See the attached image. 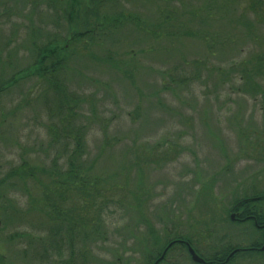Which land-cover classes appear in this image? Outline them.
I'll use <instances>...</instances> for the list:
<instances>
[{
    "label": "rangeland",
    "instance_id": "rangeland-1",
    "mask_svg": "<svg viewBox=\"0 0 264 264\" xmlns=\"http://www.w3.org/2000/svg\"><path fill=\"white\" fill-rule=\"evenodd\" d=\"M76 3L0 0V88L16 75L0 94V264H148L177 235L207 260L255 242L230 212L264 182V0ZM94 8L121 24L71 40ZM48 45L65 95L25 75ZM82 129L100 187L84 207L54 193ZM168 259L195 264L183 247Z\"/></svg>",
    "mask_w": 264,
    "mask_h": 264
},
{
    "label": "trees",
    "instance_id": "trees-1",
    "mask_svg": "<svg viewBox=\"0 0 264 264\" xmlns=\"http://www.w3.org/2000/svg\"><path fill=\"white\" fill-rule=\"evenodd\" d=\"M98 1V5H101L100 3H102V0H96ZM74 7L78 8V4L76 3V0H74ZM93 4H97L96 2ZM81 4L79 7V10H81ZM78 10V11H79ZM74 11V10H73ZM89 13H92L93 15H95L96 21L93 24V27L90 28L89 30H87L85 33H74L72 36L71 40H76L79 41L83 38V36L90 34H93L94 31H97L99 28H103L106 23L109 25H119L121 24V21L119 19H112V20H107V18H101L100 14L98 13V11L94 8V9H89ZM73 14V12L71 13V15ZM74 15H76V12L74 11ZM77 17V16H76ZM71 19V18H69ZM131 19V18H130ZM70 21V25L73 27L76 21L74 22V20H69ZM106 22V23H104ZM84 23V27L87 28L89 25H91V23L87 20V22H83ZM104 23V24H103ZM53 44H58V41H55ZM59 51L60 48H58V46H56L53 49H50L49 45L45 46L42 50H40L38 56H37V60L35 62V64L29 69L28 72H25V75L28 76L31 74L33 75H37L39 78H46L48 76V79H46V81L48 83L54 84V88H56V90H59L58 93L60 95H65V93L62 91L63 87L59 84L58 80H53L52 77V73L53 71L57 72L58 70L61 69L62 65H63V58L59 57ZM58 56V57H56ZM47 62H50V66H47ZM48 68V69H46ZM51 72V73H48ZM23 71L18 73L17 75H22ZM24 74V73H23ZM16 81V75L13 76L10 81L6 82L5 87H1L0 88V94L3 93L6 90V86L12 84L11 82ZM64 90V89H63ZM74 149L72 150V161L69 162V170H67L66 173L64 174H58L59 175V181L56 182V184L58 183V189H55L54 193L56 194L55 196H58L59 198L64 197V196H69L68 194H77L79 195V197H81V205L86 206L87 204V200L88 198L91 197H98L99 196V191H100V187L97 185V183L99 182L98 179L91 177L90 175H88L86 173V171H88L86 169V167L82 166L81 163L79 162V158L80 156L83 154L84 150H85V142H84V129L80 130L78 132V134L74 133ZM26 171V170H25ZM12 177H29L27 175L26 172H24L21 168H18L17 170L13 171L11 174ZM66 176V177H65ZM22 179V178H21ZM72 195V194H71ZM140 203V201H138ZM54 203V202H53ZM62 204V201L58 200L57 202H55L54 205V209L59 210L60 212V206ZM61 213V212H60ZM72 213V211H71ZM62 214V213H61ZM100 214H102V209L100 208ZM100 216V215H99ZM72 221V218L70 219ZM84 222H87L86 219H83ZM64 222V221H63ZM86 224V223H85ZM74 227H70L69 228V232L67 233L68 235L70 234V240L72 242V234L74 233ZM186 240L188 241L192 246V241L190 238L186 237V236H181V235H177L174 238L171 239V241L173 240ZM168 241V244L171 242ZM68 243L69 246L71 247L70 249V254H73L74 252V244L72 243ZM64 243V242H63ZM167 244V245H168ZM59 245V244H58ZM59 248V247H57ZM164 250V249H163ZM160 252V251H159ZM152 257L151 259H149L148 264H152L153 261L159 256L161 255V253H159ZM71 258V255H70ZM73 260V258H72Z\"/></svg>",
    "mask_w": 264,
    "mask_h": 264
},
{
    "label": "flooded vegetation",
    "instance_id": "flooded-vegetation-1",
    "mask_svg": "<svg viewBox=\"0 0 264 264\" xmlns=\"http://www.w3.org/2000/svg\"><path fill=\"white\" fill-rule=\"evenodd\" d=\"M260 189L261 190L258 193L254 195H247L242 200L238 201L230 212L231 219L232 216H234V219H232L234 223L245 224L246 222H251L259 232L258 239L253 243L251 242L250 245L237 246L235 248H232L231 244L227 243L225 248L223 246L220 247L218 252L214 253L207 260L204 259V264H233L237 258L239 259L244 256L249 257V260L255 259L251 260V262L255 264H264V182ZM170 244H172V246L168 249L165 257L160 260L164 251ZM187 244L191 246V244L186 240L178 239L171 241L152 264H173L169 262V252L175 248L182 247L188 251ZM249 255L259 256L258 259L260 261Z\"/></svg>",
    "mask_w": 264,
    "mask_h": 264
},
{
    "label": "water",
    "instance_id": "water-1",
    "mask_svg": "<svg viewBox=\"0 0 264 264\" xmlns=\"http://www.w3.org/2000/svg\"><path fill=\"white\" fill-rule=\"evenodd\" d=\"M232 219H234V216H232ZM171 246H172V244H170L169 247L164 251L160 260H162L165 257L168 249ZM187 247H188V252H189L191 258L195 263H197V264H204L205 263L204 259H202L189 244H187Z\"/></svg>",
    "mask_w": 264,
    "mask_h": 264
}]
</instances>
